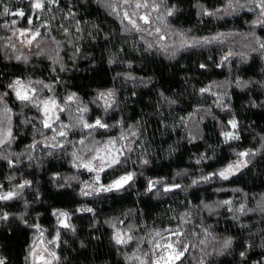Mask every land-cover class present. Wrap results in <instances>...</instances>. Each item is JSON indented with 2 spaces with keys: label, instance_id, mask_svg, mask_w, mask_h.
Masks as SVG:
<instances>
[{
  "label": "clouds",
  "instance_id": "obj_1",
  "mask_svg": "<svg viewBox=\"0 0 264 264\" xmlns=\"http://www.w3.org/2000/svg\"><path fill=\"white\" fill-rule=\"evenodd\" d=\"M0 264H264V0H0Z\"/></svg>",
  "mask_w": 264,
  "mask_h": 264
},
{
  "label": "trees",
  "instance_id": "obj_2",
  "mask_svg": "<svg viewBox=\"0 0 264 264\" xmlns=\"http://www.w3.org/2000/svg\"><path fill=\"white\" fill-rule=\"evenodd\" d=\"M155 126H156L155 122H153V127L155 128ZM169 139H171V136H169ZM197 147H199V146H197ZM69 196H70V194H68V193H62V194H57L56 197H54V198H56L59 202H66L68 200ZM13 240L15 243L18 244L17 239L13 238Z\"/></svg>",
  "mask_w": 264,
  "mask_h": 264
},
{
  "label": "snow or ice",
  "instance_id": "obj_3",
  "mask_svg": "<svg viewBox=\"0 0 264 264\" xmlns=\"http://www.w3.org/2000/svg\"><path fill=\"white\" fill-rule=\"evenodd\" d=\"M62 223H64V221H62Z\"/></svg>",
  "mask_w": 264,
  "mask_h": 264
}]
</instances>
